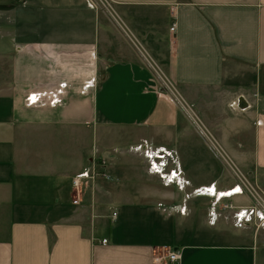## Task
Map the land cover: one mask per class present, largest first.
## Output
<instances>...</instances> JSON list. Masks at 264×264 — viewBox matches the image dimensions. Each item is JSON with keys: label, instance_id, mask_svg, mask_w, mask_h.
I'll list each match as a JSON object with an SVG mask.
<instances>
[{"label": "crops", "instance_id": "0c3cea01", "mask_svg": "<svg viewBox=\"0 0 264 264\" xmlns=\"http://www.w3.org/2000/svg\"><path fill=\"white\" fill-rule=\"evenodd\" d=\"M86 2L0 0V264H156L167 247L180 264H264V228L211 219L209 192H192L233 185L218 153L248 173L264 166V0H114L117 19ZM32 92L41 98L29 104ZM104 126L140 133L102 147ZM124 145L122 155L172 151L170 168L189 185L176 200L156 194L162 180L142 158L130 164L144 178L136 194L119 190L116 174L117 186L90 177L73 203L72 177L90 170L97 148L111 156Z\"/></svg>", "mask_w": 264, "mask_h": 264}, {"label": "rangeland", "instance_id": "374dc122", "mask_svg": "<svg viewBox=\"0 0 264 264\" xmlns=\"http://www.w3.org/2000/svg\"><path fill=\"white\" fill-rule=\"evenodd\" d=\"M87 4L93 8V10L96 11V13L98 14H105L110 16L113 19H117L118 18V12L115 6V2L114 0H86ZM172 25L174 26V23H172ZM171 25V26H172ZM170 26V27H171ZM150 66H152L151 68L153 69V73L156 76V78L158 79V82L164 86L167 87L166 85L169 83L170 85L173 83V81H168L165 82L164 80V73L161 69L156 68V64L155 62L153 63L152 61L149 62ZM63 85H61L59 87V90H55V92H60V88H62ZM174 87V86H173ZM172 94V93H171ZM175 94V93H174ZM174 94H172L174 96ZM27 101V99H26ZM58 101V100H57ZM37 101L33 100L32 102H28L29 104H34ZM52 102H56V101H51ZM180 104L182 105V107L184 108V104H187V101L184 99V97H181V102ZM191 107V106H190ZM100 130L98 131V144L102 147H111L114 146L115 148L118 147L116 145H120V144H124L134 141L136 139V137L139 135L140 131L137 128H133V127H119V126H113V127H102L99 128ZM129 139V140H128ZM112 144V145H111ZM144 146V145H143ZM98 147V146H97ZM125 145L122 146L119 150V152L116 151L117 155H108V154H104V151L100 152L99 148H97L98 150L96 151L97 155L95 158H97L96 160H98V165H93L94 168L91 165V168L89 171H84L87 174L83 177L77 178L76 174L72 177V190L74 193V196L72 198V200L76 199L77 202H79L81 200V195L84 192V187L87 186L88 182H85L84 179H89L90 177H92L91 179H93V187L94 186H98L96 185L98 183V181H111L115 184H113L114 186H117L118 184L115 182L116 181V177L114 174L123 177V180L125 179L126 182H121V184H119L118 188H120L119 190H122L123 192H131L133 194H136L137 189L139 188V186L141 185L140 182L144 181V178L142 176H139V173L141 171V166H130V164H134L133 161H137L140 160L142 158H147L146 160H148V166L146 163V160L144 159V162L146 164V170L149 173H156L159 178L162 180H158L156 179V194H158L159 192L164 193L165 195H168V199L169 200H176V195H177V190L179 192V189H183L185 190V187H187L189 185V181L186 180L183 177V173L182 171H180V168H177L175 170V168H170V156L169 155H165L163 158H160V156H156V150H151L149 148L150 145L148 146L147 151L150 150V153H147V151L145 150V148L139 147V145H134L131 150H126V153L122 155V150L124 149ZM118 149V148H116ZM146 152V153H145ZM171 154L173 153L172 151L170 152ZM174 154V153H173ZM225 154V153H224ZM223 153H218V155L220 156V158L223 160V158L226 161L225 164V168L234 175V182L233 185L231 186L233 188V190L229 191V194L222 193V194H217L216 191H225L228 189H220L218 187L214 188V185H208V192L210 194V197H212V201H207L206 202V206H210L211 209L210 211L211 213V219H213L216 215L220 216V214H222V216L224 218H227L228 220H230L231 222H233L234 224H240L241 221L243 220V217H241L239 220L236 219V214L238 213V210L241 207L244 208H249V207H253L254 209H261V211L263 212L262 215H255V214H250L251 218L248 220L249 221H253L256 223L257 227H263L264 228V224H262V221L264 220V166L257 169L256 171H254L253 173H248L247 169H249V167L247 166H243V165H239L238 167H236V169L234 168V166L232 165H228V161L230 159H228L227 154L224 155ZM122 157V158H121ZM152 157V158H151ZM120 158V159H119ZM101 159V162L103 161L102 166L99 165V161ZM133 159V160H132ZM154 159V164H156L157 161H161L164 162V170H162V172H155L154 169L150 166V162L151 160ZM92 160V164H93ZM141 161V160H140ZM143 163V161H142ZM93 169V172H92ZM120 169H122V171L120 172ZM174 169L175 172L177 173L176 176H173V178L170 181H166L165 178H162V174L167 173L169 170ZM164 171V172H163ZM161 175V176H160ZM96 179V180H95ZM107 179V180H105ZM74 180L76 182H78L77 186H74ZM95 180V182H94ZM149 184L153 185V181H148ZM236 182V183H235ZM235 183V184H234ZM99 184V183H98ZM104 184V183H103ZM111 184V183H110ZM168 184V185H165ZM171 184V185H170ZM229 189H232V188ZM109 187H107L108 189ZM204 187H197L195 190H193L192 192L196 195L204 192L202 189ZM206 188V187H205ZM236 188V189H235ZM114 194H116V197H121L120 193H116V191H113ZM124 194V193H123ZM180 195V194H179ZM217 195H219L217 197ZM183 196H186L187 198L184 197V203L186 202H190L189 197L184 193ZM234 196H238L241 199H245V201H247L245 204H242L243 206H241L240 203H238L239 207H234V205H231V199ZM170 197V198H169ZM118 198V200L120 201H124L127 202L126 200H131V202L133 203H137V202H150L152 199L146 198V199H142V198H122L120 199ZM191 199H193L192 201H196L195 197H191ZM215 201H214V200ZM95 201L96 204H102L105 203V201L103 199H99V198H92L91 197V201ZM156 202L157 204H161L162 201H160L158 198H156ZM73 203H76L73 201ZM149 204V203H148ZM195 207H200L203 204H199L198 201L195 202ZM222 206L220 208V211H214L212 210V208H215V206ZM246 205V206H245ZM172 206V204H171ZM122 207L119 206V211L121 210ZM169 206H168V211H169ZM171 209V208H170ZM181 212H184V208H182L180 210ZM167 219L169 220V217L171 219V217L173 216V213H171L170 210V216L168 214H166ZM161 223H163V221L161 220ZM99 228H97V233H101V232H105V228H104V223L102 224L101 222H99ZM262 224V225H261Z\"/></svg>", "mask_w": 264, "mask_h": 264}, {"label": "built area", "instance_id": "2783aa9c", "mask_svg": "<svg viewBox=\"0 0 264 264\" xmlns=\"http://www.w3.org/2000/svg\"><path fill=\"white\" fill-rule=\"evenodd\" d=\"M174 26L172 25L170 27V30H173ZM164 80L165 82H167V79L164 77ZM168 89L172 90L173 91V85L171 84H167L166 85ZM170 86V87H169ZM41 98V94L40 93H36V92H32V93H29L27 96H26V99L27 101L30 103L32 102L33 100L35 101H39ZM58 100V96L56 94H53L52 95V99L51 101H57ZM145 146H143L142 148H144ZM147 151V149H145ZM146 153V152H145ZM147 153H150V150L147 151ZM165 155H171V153L169 151H159L158 149H156V156H160V158L164 157ZM152 158V157H151ZM97 158H94L93 160V165H98V160H96ZM154 161L155 160H151L150 162V166L154 169V171H158L159 172H162V170H164V162H161V161H157L156 162V165L158 167H156V165L154 164ZM103 164V161L101 162V159L99 161V165L102 166ZM95 165V166H96ZM94 168V166H92ZM92 172H93V169H92ZM164 172V171H163ZM87 173L86 172H82L80 173L79 175H76L77 178H80V177H83L85 176ZM177 173H175V170H169L168 171V174L164 172V174H162V178H165L166 181H170L173 176H176ZM74 186H77L78 185V182H76L74 180ZM236 189V188H235ZM208 188L206 187L205 190L203 191H207ZM233 190L232 189H228L225 191H216L217 194H222V193H225L226 194H229V191ZM232 192V191H231ZM217 195V197L219 196ZM214 200V199H213ZM74 202H77L76 199L73 200ZM215 201V200H214ZM262 211L261 209H254L253 207H249L248 209L247 208H244V207H241L239 210H238V213L236 214V219L239 220L241 217H243V220L241 221V223H245V222H248V220L251 218L250 214H255V215H262ZM112 215L114 216L115 215V212L113 211ZM240 223V224H241ZM262 224H264V220L262 221ZM261 224V225H262ZM102 241H105V239H103ZM165 252L161 253V254H158V255H154L153 256V261L154 263L156 264H180V260H181V254L179 252L178 249H175V248H172V247H167L164 249Z\"/></svg>", "mask_w": 264, "mask_h": 264}, {"label": "water", "instance_id": "95a60500", "mask_svg": "<svg viewBox=\"0 0 264 264\" xmlns=\"http://www.w3.org/2000/svg\"><path fill=\"white\" fill-rule=\"evenodd\" d=\"M246 105H247V104H246L245 100L243 99L242 96H240V97L238 98V106H239V107H245Z\"/></svg>", "mask_w": 264, "mask_h": 264}, {"label": "bare ground", "instance_id": "6f19581e", "mask_svg": "<svg viewBox=\"0 0 264 264\" xmlns=\"http://www.w3.org/2000/svg\"><path fill=\"white\" fill-rule=\"evenodd\" d=\"M247 104V103H246Z\"/></svg>", "mask_w": 264, "mask_h": 264}]
</instances>
